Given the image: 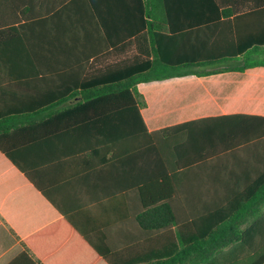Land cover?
<instances>
[{
    "label": "crops",
    "instance_id": "obj_1",
    "mask_svg": "<svg viewBox=\"0 0 264 264\" xmlns=\"http://www.w3.org/2000/svg\"><path fill=\"white\" fill-rule=\"evenodd\" d=\"M92 1L111 2L113 10V1L134 0H0V119L12 131L36 129L12 138L23 144L14 159L34 184L0 152V264H30L22 241L45 229L47 256L58 264L72 255L96 257L74 254L70 245L103 234L129 253L143 244L138 251L146 253L150 237L135 220V192L119 187L124 174L128 182L134 177L137 165L169 170L171 205L184 228L183 244L172 238L176 255L187 254L194 264L264 260V67L139 84L150 133L205 118L230 120L216 135L173 134L136 154L132 140L126 148L107 142L96 125L81 124L79 117L57 120L93 95L87 84L121 57L110 55L112 47L96 29ZM217 1L222 20L231 22L240 65L264 61V0ZM165 12L184 17L177 8L154 11L160 17ZM152 97L164 98L158 112ZM50 116L56 118L42 125Z\"/></svg>",
    "mask_w": 264,
    "mask_h": 264
},
{
    "label": "trees",
    "instance_id": "obj_2",
    "mask_svg": "<svg viewBox=\"0 0 264 264\" xmlns=\"http://www.w3.org/2000/svg\"><path fill=\"white\" fill-rule=\"evenodd\" d=\"M92 5L95 27L102 30L106 46L113 49L110 55L125 57H120L119 63L103 68L101 76L87 84V90L93 95H89L75 109L57 116V120L67 118L72 122L79 117L82 119L81 124L96 125L107 142L118 141L126 148V142L132 140L136 154L156 148L160 139L167 140L173 134H186L194 130L198 134L216 135L223 130L225 121L230 120L228 117L205 118L150 133L141 114V109L147 104L138 91L139 84L187 76L204 78L264 67V61H244L240 65L242 54L233 49L231 22L222 20L225 13L217 0L165 2L164 5L157 0L113 1V10L111 2L92 1ZM159 7L166 10L170 7L180 9L184 17L181 13L177 18L170 16V11L160 17L154 13ZM193 13L198 16L193 17ZM128 52L130 54L127 55ZM82 108L86 113H78ZM54 118L50 116L42 125H49ZM6 120L0 119V152L34 184L27 170L14 159V151L23 144L16 143L12 138L36 132V129L15 127L16 130L12 131V127L3 124ZM114 146L109 145L110 153ZM119 159L122 161V158ZM112 161L110 159L107 164L110 165ZM35 186L54 204L44 190ZM119 187L121 193L127 189L135 192L137 201L134 217L141 232L150 237L149 246H146L148 251H138L144 246L142 244L136 246L134 253H129L126 245L112 243L109 235L103 234L96 241L84 244L72 242L70 245L74 254L82 251L95 254L96 257L80 258L72 255L66 264H194L189 255H176L171 249V246L176 245L172 239L175 236L183 244L181 238L184 228L171 205L173 194L169 192V170L158 167L144 170L137 165L134 177H130L128 182L124 174ZM174 227L176 230H173ZM47 232L45 229L22 241V256L30 264H58L59 260L54 262L47 256ZM263 261L258 260L254 264ZM198 262L206 264L207 260L200 259Z\"/></svg>",
    "mask_w": 264,
    "mask_h": 264
},
{
    "label": "rangeland",
    "instance_id": "obj_3",
    "mask_svg": "<svg viewBox=\"0 0 264 264\" xmlns=\"http://www.w3.org/2000/svg\"><path fill=\"white\" fill-rule=\"evenodd\" d=\"M164 101V98L161 97L160 99L152 97V107L154 112L160 111L159 109L161 108V105L159 104L160 102L162 103Z\"/></svg>",
    "mask_w": 264,
    "mask_h": 264
}]
</instances>
